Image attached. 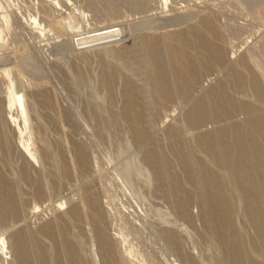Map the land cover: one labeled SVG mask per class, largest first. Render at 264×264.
<instances>
[{
    "label": "rangeland",
    "instance_id": "obj_1",
    "mask_svg": "<svg viewBox=\"0 0 264 264\" xmlns=\"http://www.w3.org/2000/svg\"><path fill=\"white\" fill-rule=\"evenodd\" d=\"M39 1L44 0L2 1L13 21L0 52L44 111L49 130L45 124L39 129L53 141L45 144L54 146L47 147L51 156L44 154L50 162L45 164L53 166H45L53 173L46 190L40 168L29 162L37 174L29 172L28 156L13 148L16 138L5 127L9 82L3 76L0 237L11 235V257H20L18 264H48L44 240H49L55 264H85L88 257L91 264L87 229L94 228L103 264H203L213 255L212 264H264V0H167L168 6L163 0H59L60 15L52 17L38 13ZM32 16H40L45 36L30 27ZM62 18L81 25L77 38L52 24ZM95 35L100 45L84 55L79 47L91 45ZM96 94L104 96L96 99L103 110L95 106ZM3 134L13 137L11 145ZM123 137L133 142L126 145ZM118 144L119 154L112 151ZM55 147L59 157L53 156ZM76 157L77 172L71 166ZM58 159L63 169L56 168ZM125 161L133 165L125 168ZM59 174L68 184L59 183L64 181ZM60 201H66L69 219L59 212L64 206L56 211ZM155 206L169 211L187 230L184 235L175 224L160 227ZM78 231L82 245L75 240ZM61 239L89 255L81 258L74 250L73 258L70 252L60 256ZM189 249L192 262L185 257ZM0 264H7L1 256Z\"/></svg>",
    "mask_w": 264,
    "mask_h": 264
},
{
    "label": "bare ground",
    "instance_id": "obj_2",
    "mask_svg": "<svg viewBox=\"0 0 264 264\" xmlns=\"http://www.w3.org/2000/svg\"><path fill=\"white\" fill-rule=\"evenodd\" d=\"M3 1V0H2ZM2 1L0 0V49H2V48H4V45L7 43V39L5 38V29H8L10 26H12V21H13V16H12V13H10L8 10H5V7L3 6V3H2ZM167 0H163V5H167V2H166ZM8 2H10V1H8ZM36 2V1H35ZM40 2V1H39ZM36 4H37V2H36ZM7 5V4H6ZM60 1L59 0H44V1H41L40 2V5L38 6V13H40V14H44L45 12H48L49 14H50V17H52V14L53 13H59V12H61V11H59L60 10ZM164 6V7H165ZM168 6V5H167ZM34 8V7H33ZM79 13H81L82 14V12H79ZM35 15H36V13H35ZM38 15V14H37ZM58 15V14H57ZM59 15H60V13H59ZM62 15V14H61ZM75 15V14H74ZM83 15V14H82ZM31 16V15H30ZM15 17V16H14ZM38 17H40V16H38ZM37 16H32V17H29V18H31L30 19V21H29V23H30V27H33L35 30H38V32H39V36L40 37H43V36H45V32H44V30H43V28L41 29L40 27H42L41 26V24H40V20L41 19H39ZM56 17V16H55ZM83 17V16H82ZM16 18H18V17H16ZM60 18V17H59ZM75 18V17H74ZM84 18V17H83ZM58 19V18H57ZM60 20V19H59ZM66 20V19H65ZM64 20V18H62L61 19V21H58V20H55V21H53V23L52 24H54V25H56V27L59 29V31H62L67 37H69V39L71 38V39H74V38H77L78 37V35H80L81 33H80V31H81V25L79 26V25H77V27H74V26H72L70 23H69V21L67 22V21H65ZM83 21V20H82ZM28 22V21H27ZM14 24V23H13ZM73 24V23H72ZM45 25V24H44ZM43 25V26H44ZM51 25V24H50ZM74 25V24H73ZM75 25V26H76ZM192 25V24H191ZM56 27H55V29H56ZM45 28H47V27H45ZM44 28V29H45ZM49 28V27H48ZM31 29V28H30ZM50 29H51V27H50ZM45 30H47L48 31V29H45ZM12 32H13V29L11 30ZM10 31V32H11ZM49 32V31H48ZM51 33V32H50ZM55 34H56V32H54ZM57 33H59L58 31H57ZM61 33V32H60ZM59 33V34H60ZM62 33V34H63ZM13 34V33H12ZM61 34V35H62ZM54 35V34H53ZM58 35V34H57ZM37 36V35H36ZM39 36H37L38 38H39ZM59 36V35H58ZM36 37V38H37ZM45 38V37H44ZM60 38V37H59ZM95 39H92L93 40V43L90 45L88 42H86L85 40V42H84V47H79V51H81L82 53H84V55H86V53H88V51L90 52V55L92 54V53H94L95 51H96V43L98 44V45H100V43H101V39H100V37L99 36H96L95 35V37H94ZM84 39V38H83ZM59 40V39H58ZM88 40V39H87ZM57 41V40H56ZM89 42H91V41H89ZM80 45V44H79ZM97 45V46H98ZM75 48H77V47H75ZM92 48H94V49H92ZM4 50V49H3ZM98 50V49H97ZM4 52H0V63L1 62H3V64H0V88H1V78L4 76L5 78H7V80H8V82H9V85H8V87H7V89H6V91H5V95L3 94V96H5V99H6V101L4 102V103H6L5 104V107H3L4 109H3V111L5 112V116H4V118H5V122L4 123H6L5 125V127H7L8 128V131L10 132V134H11V132H13V134H11V135H13V137L14 138H16L15 139V142L13 143V148L14 149H16L17 151H18V153L20 154V153H22L21 154V156L24 154L26 157L28 156V163L29 162H32V164L34 163V165L36 164V167H37V169L38 168H40V171H41V173H42V175L41 176H43V184L45 185H43L44 186V188L47 190V187L49 186L48 185V183L50 182L49 180H50V173H51V171H50V173H49V171H46V170H49V168H51V167H53V166H47L46 164H48L49 165V160L50 159H48V162L49 163H47L46 162V160H44V154H45V156H47V158H48V156H51V155H48V154H50V152L48 153V151L49 150H51L50 148L48 149L47 147L49 146H47L45 143H47L48 144V142H53V141H49L48 140V142L46 141L47 139H45L46 137L44 136V135H46V134H44L43 136H42V133H41V131H43V129L41 128V125L43 126V124H45V122H46V120L44 119L45 117V114H44V111L42 112V111H40L39 109H38V106L39 105H37V101H35V99H34V97H32V96H30L29 95V93L26 91L27 89H25V87H24V85L22 84V82L21 81H17L16 79H15V77H13V75H12V70H11V68H9L10 66L8 65V62H6L5 61V59H4ZM82 56V55H81ZM8 59V58H7ZM58 59V58H57ZM98 63H100V62H98ZM109 66V65H108ZM95 69V68H94ZM98 70V69H97ZM95 72V71H94ZM94 72H92L93 73V75L96 73H94ZM15 74V73H14ZM101 76H103V75H101ZM90 78H91V75H90ZM89 78V79H90ZM99 78V77H98ZM91 80H93V79H91ZM90 80V82H88V84H89V86H93L94 84L93 83H91L92 81ZM89 81V80H88ZM98 81V80H97ZM87 84V85H88ZM92 84V85H91ZM86 85V86H87ZM96 87V86H95ZM95 87H93L94 89H95ZM90 88V87H89ZM262 88V87H261ZM87 89V88H86ZM92 89V88H91ZM118 89V88H117ZM88 90V89H87ZM84 91V90H83ZM92 91H95V90H92ZM98 91V90H97ZM106 90H104L103 89V91H101L103 94H105V95H107V92L106 93H104ZM4 92V91H3ZM100 92V93H101ZM94 93H96V92H94ZM99 93V94H100ZM120 93V92H119ZM1 94V93H0ZM77 94V93H76ZM91 94H92V92H91ZM92 95H94V94H92ZM91 95V96H92ZM102 96V95H101ZM1 97V96H0ZM95 98V100L96 99H103L104 98V96H102L103 98H101L98 94H96L95 96H94ZM122 97V96H121ZM3 98V97H2ZM106 98V97H105ZM93 99V100H94ZM4 100V99H3ZM2 100V101H3ZM91 100V99H90ZM98 100H96L95 102V106L96 107H100V109L101 108H103V107H101L99 104L100 103H98ZM247 101V100H246ZM1 102V101H0ZM242 102H245V100L244 101H242ZM118 107V106H117ZM97 109V108H96ZM112 109V108H111ZM98 111H99V109H97ZM101 110H103V109H101ZM1 111H2V109H1ZM121 112V111H120ZM109 113V112H108ZM112 114V113H111ZM54 115H56V114H54ZM53 116V115H52ZM0 117H2V116H0ZM106 118L108 119L109 117H107L106 116ZM1 120H2V118H0ZM113 119V118H112ZM4 120V119H3ZM109 120H110V118H109ZM101 122V121H100ZM103 124V123H102ZM105 125H106V122L104 123ZM40 125V127H38ZM45 125H47V124H45ZM50 126V125H49ZM46 127V128H45ZM48 125L47 126H44V130H47L48 128ZM2 128V127H1ZM39 128H41V129H39ZM50 128V127H49ZM103 128H104V126L102 127V130H103ZM106 128V127H105ZM104 128V129H105ZM109 128V127H108ZM41 130V131H40ZM49 130V129H48ZM47 130V131H48ZM107 130V129H106ZM51 131V130H50ZM50 131H49V134H50ZM8 132V133H9ZM46 132V131H45ZM52 132V131H51ZM105 132V131H104ZM108 132V131H107ZM110 132V131H109ZM47 134H48V132H46ZM128 133V132H127ZM106 134V133H105ZM115 134V133H114ZM6 136H7V134H5ZM4 134H3V136H5ZM11 135H9L10 137H12ZM52 135H55V134H52ZM58 135V134H57ZM57 135L55 136V137H57ZM112 135V134H111ZM110 135V133H109V135H106V137L107 138H111L112 136ZM5 136V137H6ZM111 136V137H110ZM129 136V135H128ZM9 137V138H10ZM12 137V138H13ZM49 137V139L50 138H52L53 136H48ZM58 137H62V135L61 136H58ZM127 137V136H126ZM124 138L123 140H125L126 141V139H128L129 141L131 140V139H129V137L128 138ZM8 137H6L5 139H7L6 140V142H8V143H10L9 145H11V143L13 142L12 140V138H10L9 139ZM132 138V137H131ZM5 139H4V141H5ZM58 139V138H57ZM62 139V140H61ZM60 139V141H63V142H61V143H63L62 145H66V140L67 139H65V137L63 136L62 138ZM114 139V138H113ZM112 139V140H113ZM53 140H55V139H53ZM106 140H108V139H106ZM112 140L110 141V139H109V143H112ZM127 140V141H128ZM10 141V142H9ZM56 141V140H55ZM60 141H59V143H60ZM125 141H122V144H123V142H125ZM127 141H126V143H127ZM131 142H133V141H131ZM130 142V143H131ZM83 143V142H82ZM129 142L126 144V145H129L130 144ZM53 144V143H52ZM55 144V143H54ZM2 145V144H1ZM8 145V144H7ZM59 145V144H58ZM102 145V144H101ZM113 145V144H112ZM121 145V144H120ZM52 145H50L49 147H51ZM117 146H118V148L120 149H118L117 150ZM116 146V148L115 149H112V151H114V152H118V154H119V151H121V148H120V146H119V144ZM138 146V145H137ZM32 147H34V149L32 148ZM52 147H54V146H52ZM122 147V146H121ZM59 148V147H58ZM67 148H69V147H67ZM72 148V147H71ZM83 148V147H82ZM107 148V147H106ZM48 149V150H47ZM55 150H52L53 152H55L56 151V147L54 148ZM84 149V148H83ZM77 150V149H76ZM20 151V152H19ZM52 151H51V153H52ZM60 151V150H59ZM58 151V152H59ZM107 151H110V154H112L111 153V150H107ZM57 152V151H56ZM56 152L54 153V155L53 156H55V154H56ZM122 152V151H121ZM120 152V153H121ZM46 153H47V155H46ZM60 153V152H59ZM58 153V154H59ZM62 153V152H61ZM109 153V152H108ZM53 154V153H52ZM110 154H107L108 156H110ZM118 154L116 155V157L118 156ZM57 155V154H56ZM60 155V154H59ZM59 155H57V157H59ZM82 155V154H81ZM115 155V153L114 154H112L111 156H114ZM73 157H75V156H73ZM78 157V156H77ZM76 157V158H77ZM87 157V156H86ZM90 157V156H89ZM199 157V156H198ZM204 157V156H203ZM46 158V157H45ZM76 158H73V159H71V166H72V168L74 169V171H75V169L76 168H78V162H77V160H78V158L76 159ZM82 158V157H81ZM113 158V157H112ZM56 159V158H55ZM109 159H111V158H109ZM114 159V158H113ZM200 159V158H199ZM57 160V159H56ZM59 160V159H58ZM61 160V159H60ZM60 160L58 161V162H56L55 161V163H59L60 162ZM65 160V159H64ZM85 161V160H84ZM110 161V160H109ZM45 162H46V164H45ZM52 162V161H51ZM91 162H93V161H91ZM133 162L135 163V159L133 160ZM16 163H17V161H16ZM22 163V162H21ZM53 163V162H52ZM51 163V164H52ZM94 163V162H93ZM50 164V165H51ZM57 164L55 165V167L57 166ZM67 164V163H66ZM34 165H31V163H29V165H28V168L30 169V171L29 172H32V170L34 171V174L36 173L37 174V172H36V167H34ZM53 165H54V163H53ZM61 164H58V167H56V168H59V166H60ZM81 165V164H80ZM84 165V164H83ZM90 165V164H89ZM94 165V164H93ZM131 165H133L131 162H129V161H125V163H123V167H130ZM45 166L46 167H49L48 169L47 168H45ZM213 166V165H212ZM12 167V166H11ZM15 167V166H14ZM17 167H19V164L17 165ZM88 167H90V166H88ZM60 168H62L63 169V167H62V165H61V167ZM46 169V170H45ZM52 169V168H51ZM50 169V170H51ZM80 169V168H79ZM79 169H78V172L81 174V175H83L82 174V172H80L79 171ZM128 169V168H127ZM54 170H55V168H54ZM53 170V171H54ZM58 171L57 172H59L60 171V174H61V170H59V169H57ZM64 170H66V169H64ZM133 170V169H132ZM15 171V170H14ZM46 171V172H45ZM56 171V170H55ZM74 171H73V173H74ZM28 172V173H29ZM47 172H48V174H47ZM75 172H77V171H75ZM71 173H72V171H71ZM30 174V173H29ZM33 174V173H32ZM35 174V175H36ZM51 174H53V173H51ZM57 174V173H56ZM59 174V175H60ZM223 174V173H222ZM59 175L57 176L58 178H60V179H62L61 178V175H60V177H59ZM64 174H62V176H63ZM77 175H79V174H77ZM80 175V176H81ZM29 176V175H28ZM31 176V175H30ZM40 176V175H39ZM55 176V175H54ZM67 176V175H66ZM75 176V175H74ZM224 176V175H223ZM32 177V176H31ZM37 177V176H36ZM52 177V176H51ZM56 177V178H57ZM65 177V176H64ZM63 177V179H64V181H60L58 178V180L60 181H58L59 183H62V182H66L65 181V178ZM78 177V176H77ZM126 177V176H125ZM124 177V178H125ZM222 177V176H221ZM21 178H22V176H21ZM53 179H55L54 177H52ZM51 178V179H52ZM37 179V178H36ZM42 179V178H41ZM52 179V180H53ZM57 179H56V181H57ZM62 179V180H63ZM19 178H18V182H19ZM23 180V179H22ZM52 180H51V182H52ZM68 180V179H67ZM21 181V180H20ZM29 181V180H28ZM39 181H41V180H39ZM56 181H54L53 183H55ZM73 181V180H72ZM2 182V181H1ZM4 182V181H3ZM17 182V183H18ZM23 182V181H22ZM35 182V181H34ZM70 182V181H69ZM5 184V183H4ZM7 184V183H6ZM9 184V183H8ZM18 184H20V183H18ZM34 184V183H33ZM42 184V181H41V183H40V185ZM51 184V183H50ZM56 184H58L57 182H56ZM63 184V183H62ZM66 184H68L67 182H66ZM14 185V184H13ZM28 185V184H27ZM46 185H48V186H46ZM65 185V184H64ZM125 185H126V187H129L130 188V190H128V191H131L132 189H133V185L131 184V179H130V177L129 178H127L126 177V180H125ZM22 186V185H21ZM26 186V185H25ZM43 186H42V188H43ZM58 186V185H57ZM63 186V185H62ZM1 187V186H0ZM18 187H19V185H18ZM56 187V186H55ZM125 187V188H126ZM135 187V186H134ZM4 189H5V187H3ZM11 188V187H10ZM30 188V187H29ZM48 188H50V186L48 187ZM63 188V187H62ZM65 188V187H64ZM22 189H24V187L22 188ZM52 190L54 189V188H51ZM58 189H61V188H58ZM41 190H43V189H41ZM40 190V191H41ZM51 190V191H52ZM6 191V190H5ZM29 191V190H28ZM38 191V190H37ZM56 191V190H55ZM61 191V190H60ZM23 192V191H22ZM43 192H45V190H43ZM46 192H49V190L48 191H46ZM3 193V192H2ZM6 193V192H5ZM40 193V192H39ZM50 193H52V192H50ZM54 194H56L55 192H53ZM11 194V193H10ZM24 194V193H23ZM32 194V193H31ZM43 194V193H42ZM249 194V193H248ZM57 195H58V193H57ZM139 195V194H138ZM142 195H143V193H142ZM53 196H55V195H53ZM252 196V195H251ZM144 197V196H143ZM8 198V197H7ZM136 198V197H135ZM139 198V196H137V198L136 199H138ZM141 198H142V196H141ZM145 198V197H144ZM144 198H142V199H144ZM140 200V199H139ZM139 200H137L138 202H139ZM145 200V199H144ZM141 201V200H140ZM143 201V200H142ZM146 202V201H145ZM149 202V201H148ZM242 202V201H241ZM39 204V203H38ZM37 203H36V205H38ZM41 204V203H40ZM144 204V203H143ZM67 205V203H66V201H60L59 202V207H57L58 209L56 210V211H59V210H61V208L63 207L64 209H63V211H59L60 212V214H61V216H66V218H70V214H69V209H68V207L66 206ZM145 205V204H144ZM39 206V205H38ZM37 206V207H38ZM135 206H137V205H135ZM142 206V205H141ZM149 206V205H148ZM239 206V205H238ZM61 207V208H60ZM156 207V206H155ZM155 207H154V210H153V215H154V217H156V216H158V218H159V220H158V222L156 221V219H155V221L159 224V226L161 227V226H167V225H173V224H175L176 225V220H174V219H172V217H171V214L169 213V211H164V207H156L157 209H155ZM73 208V207H72ZM140 208V206H138V209ZM149 208H150V206H149ZM162 208H163V211H162ZM175 208V207H174ZM146 209H148V207H146ZM151 209V208H150ZM161 209V210H160ZM132 210V209H131ZM141 210V209H140ZM152 210V209H151ZM150 210V211H151ZM147 211H149V210H147ZM156 211V212H155ZM154 212L156 213V215L154 214ZM71 213V212H70ZM149 213H152V212H149ZM72 214V213H71ZM173 214V213H172ZM59 215V214H58ZM173 215H175V213L173 214ZM23 217H25V216H23ZM22 217V218H23ZM152 217V216H151ZM59 218V217H58ZM20 219V218H19ZM64 219V218H63ZM62 219V220H63ZM12 220H14V219H12ZM64 221H68V220H64ZM63 221V222H64ZM63 222H61V223H63ZM73 222V221H72ZM179 222V221H178ZM157 223H155V224H157ZM64 224V223H63ZM74 226H75V224L76 223H72ZM86 224V223H85ZM157 224V225H158ZM53 225H55V228L58 226H56V224L54 223ZM52 225V226H53ZM67 225V224H66ZM70 225V224H69ZM76 225H78V224H76ZM95 225V224H94ZM2 225L0 224V228L2 229V227H1ZM8 226V225H7ZM165 226V227H166ZM176 226H178L177 228H178V230L181 232V233H183V235H184V232H186L185 231V229L183 228V226L181 225V224H179V225H176ZM54 227V226H53ZM67 227H68V225H67ZM71 227V226H70ZM62 228V227H61ZM66 228V227H65ZM73 228V227H72ZM169 228V227H168ZM57 230L59 229L60 230V227L58 228H56ZM66 229H68V228H66ZM74 229H76V230H78L79 229V227H78V229L76 228V226L74 227ZM103 229V228H102ZM21 230V229H20ZM19 230V231H20ZM69 230V229H68ZM96 230V229H95ZM95 230H94V228H89V229H87V231H88V235H90L89 237H91V245H90V247H88V249H89V254H91L92 256H90V260H91V264H103L102 262H101V260H99L100 258H98V255L96 254V249L97 248H95V246L97 245V243H96V245H95V241H96V239L98 238L97 237V232H95ZM161 230V229H160ZM61 231H62V229H61ZM70 232H71V228H70V230H69ZM72 231H73V229H72ZM83 231V230H82ZM169 232V231H168ZM171 232H172V230H171ZM74 233V232H73ZM76 233L77 232H75V235H76ZM78 233L80 234V231H78ZM82 233V232H81ZM167 233V232H166ZM174 233H175V231H174ZM180 233V234H181ZM70 234V233H69ZM68 234V235H69ZM79 234H77L78 235V237L75 239L76 240V243L78 242V238L79 237H81V234L79 235ZM100 234V233H99ZM115 234V233H114ZM169 234V233H168ZM177 235H174L173 236V238L174 237H176V236H178V232L176 233ZM186 234V233H185ZM57 235V234H56ZM62 235H64V233H62ZM71 235H73V234H71ZM82 235H83V233H82ZM86 235V232L84 233V236ZM11 236V235H10ZM10 236L8 237V236H5V237H0V256L2 257V262L3 263H7V264H15L16 262V264H18V261L20 260L18 257H16V256H14L13 258L11 257V255H13L12 253H11V249L12 248H14L13 247V243L11 242V240H12V237L10 238ZM84 236H82V238L84 237ZM103 236V235H102ZM107 235H105V237H106ZM59 237V236H58ZM58 237H57V240H58ZM64 237H66L65 239L63 238V240H65L66 241V239H68V236H64ZM70 238L71 237H73L72 239H74V236H69ZM86 237V236H85ZM88 237V236H87ZM86 237V238H87ZM89 237H88V240L86 239V241L88 242L89 241ZM113 236H111V238H112ZM180 237V236H179ZM184 237H186V236H184ZM102 238V237H101ZM110 238V241L112 242V244H113V241H115L116 242V240H115V237H113L112 239ZM171 238V237H170ZM178 238V237H177ZM188 238V237H187ZM60 239V238H59ZM80 239V238H79ZM56 240V241H57ZM63 240L61 239V240H59V242H60V246H61V248L59 249V255L61 256V254L63 253V255H67V253H72L71 255H72V258H73V256L75 255V253H74V250H76L75 248H74V250L72 249L73 248V246L71 247L70 245H68V244H66V242H63ZM70 241H71V239H69ZM68 240V241H69ZM81 240V242H82V239H80ZM106 240V239H105ZM171 240V239H170ZM174 240V239H173ZM41 241H43V240H41ZM49 241V240H48ZM48 241H45L44 240V242L47 244L46 245V253H44V251H43V253L44 254H46L45 255V257L47 256V263L48 264H55L56 262H57V256H56V251H55V247H54V244H53V242L51 243L50 241L48 242ZM53 241H55V239L53 240ZM73 241V240H72ZM83 241L85 242V238L83 239ZM36 242V241H35ZM38 242V241H37ZM84 242H82V243H84ZM86 242V243H87ZM111 242H109V244L111 243ZM39 243V242H38ZM44 243V244H45ZM55 243V242H54ZM69 243V242H68ZM73 243H74V241H73ZM42 245V246H45V245ZM70 244V243H69ZM71 244H72V242H71ZM77 244H80V243H77ZM77 244H75V247H76V245ZM88 244H90V242L88 243ZM111 244V245H112ZM115 244V243H114ZM180 244V243H179ZM17 245V244H16ZM80 245H82V244H80ZM79 245V246H80ZM87 245V244H86ZM86 245H84V247H86ZM104 245V244H103ZM107 245V244H106ZM101 246V245H100ZM41 247V246H40ZM82 248V246L80 247L82 250L83 249H85V248ZM76 248H78V245H77V247ZM208 248V247H207ZM210 248V247H209ZM212 248V247H211ZM101 249H102V247H101ZM182 249V248H181ZM13 250V249H12ZM43 250V249H42ZM192 250H194L193 248H192ZM209 250V249H208ZM208 250H205V251H207L208 252V255H209V253H210V251H208ZM77 251V250H76ZM79 252H81L80 250H78ZM77 251V252H78ZM85 251L87 252V249H85ZM78 252V253H79ZM83 252V251H82ZM252 252V251H251ZM85 253V252H84ZM84 253H79V254H81V258H82V255L84 254ZM97 253H98V251H97ZM100 253V252H99ZM182 253V252H181ZM206 253V252H205ZM237 253V252H236ZM2 254V255H1ZM16 254V253H15ZM43 254V255H44ZM88 254V255H89ZM184 254V253H183ZM197 254V253H196ZM199 254V253H198ZM211 254H212V252H211ZM257 254V253H256ZM62 255V256H63ZM76 255H77V253H76ZM87 255V253H86V255H83V258H85L84 256H88ZM121 255V254H120ZM194 255V251H190V249H189V252H186L185 253V257H186V259H187V261H191L192 262V260L194 259L193 257H195V256H193ZM206 255H207V253H206ZM249 255V254H248ZM20 256V255H19ZM68 256V255H67ZM201 256V255H200ZM214 256V255H213ZM213 256H210V257H212L213 258ZM253 256V255H252ZM15 257H16V259H15ZM75 257V256H74ZM77 257H79V256H77ZM76 257V258H77ZM92 257V258H91ZM184 257V256H183ZM184 257V258H185ZM62 259L64 258V257H61ZM66 258H68V257H66ZM76 258H75V260H76ZM87 258V257H86ZM89 258V257H88ZM88 258L86 259L87 260V264L89 263L88 262ZM121 258V257H120ZM209 257L207 256V260H205L206 262L205 263H203V264H212V263H214V260H213V262L212 261H209V259H208ZM211 258V259H212ZM250 258H253V257H249V259ZM258 258V257H257ZM61 259V260H62ZM65 259V258H64ZM63 259V260H64ZM78 259H80V258H78ZM123 259V258H122ZM185 259V260H186ZM210 259V260H211ZM254 260H256L255 258H253ZM61 260H59V261H61ZM62 260V261H63ZM81 260V259H80ZM85 260V259H84ZM84 260L82 261H80V262H84ZM89 260V261H90ZM105 260V259H104ZM252 260V259H251ZM250 260V261H251ZM58 261V262H59ZM78 261V260H77ZM194 261V260H193ZM67 261L65 260V263H66ZM75 262V261H74ZM117 262H120V260L119 261H117ZM210 262H212V263H210ZM64 263V262H63ZM85 263V264H86ZM246 263V262H245ZM248 263V262H247ZM19 264H21V263H19ZM59 264H60V262H59ZM78 264V263H77ZM81 264V263H80ZM90 264V263H89ZM118 264H124V263H118ZM126 264V263H125ZM182 264V263H181ZM195 264H196V262H195ZM197 264H199V263H197Z\"/></svg>",
    "mask_w": 264,
    "mask_h": 264
}]
</instances>
